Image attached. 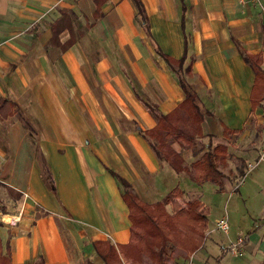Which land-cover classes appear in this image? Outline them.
<instances>
[{
    "label": "crops",
    "instance_id": "crops-1",
    "mask_svg": "<svg viewBox=\"0 0 264 264\" xmlns=\"http://www.w3.org/2000/svg\"><path fill=\"white\" fill-rule=\"evenodd\" d=\"M141 1L148 30L132 0H0V97L15 103L13 115L0 121V239L10 246L11 264H104L93 242L127 243L128 207L107 168L147 203L175 186L182 195L191 186L207 205L200 190L206 183L160 162L140 132L156 124L146 103L166 114L184 98L157 51L174 58L185 53L183 67L192 71L186 80L198 79L210 91L194 88L208 113L204 136L196 139L203 147L220 129L224 135V125L241 131L252 118L264 132V100L250 112L254 73L235 44L261 52L264 69V0ZM80 20L90 23L83 32L75 28ZM22 109L29 125L18 116ZM171 145L183 156L195 154V143ZM263 150L264 134L240 156L247 187L264 203ZM228 184L224 177L221 187L213 185L225 192ZM60 213L71 222H52ZM234 242L211 238L221 248L216 264H263L264 241L256 231L244 256H230ZM209 244L187 264H215Z\"/></svg>",
    "mask_w": 264,
    "mask_h": 264
},
{
    "label": "trees",
    "instance_id": "trees-1",
    "mask_svg": "<svg viewBox=\"0 0 264 264\" xmlns=\"http://www.w3.org/2000/svg\"><path fill=\"white\" fill-rule=\"evenodd\" d=\"M132 1L136 8V19L148 30V19L142 1ZM98 9L99 5L96 11ZM235 44L242 59L254 73L249 95L250 112H254L264 100L262 55L261 52L248 53L237 40ZM262 45L264 46V34ZM157 53L177 75L184 98L166 114L157 113L155 110L153 112L152 106L146 103L156 119V124L140 132L160 162L165 161L177 173L187 171L198 183H213L221 187L225 177L222 169L228 166L226 145L209 143L201 155L188 165L185 163L183 150H175L171 145L172 141L196 144V139L204 136L201 124L208 113L202 111L197 93L184 76H192L191 66L183 67L185 53L180 58L160 51ZM14 108L13 101L0 97V121L13 115ZM21 120L29 125L27 118ZM239 132L240 129L223 126L224 136ZM107 170L116 180L121 197L128 207L130 237L127 243L121 245H114L109 239L93 242V248L104 264H171L178 259L188 260L202 247L208 230L209 213V207L204 202L193 199L180 204L178 198L182 196V190L175 186L161 200L147 203L139 198L125 178L109 168ZM253 232L254 230L249 231L243 237L244 244ZM0 264H11L10 246L6 244L4 248L1 239Z\"/></svg>",
    "mask_w": 264,
    "mask_h": 264
},
{
    "label": "rangeland",
    "instance_id": "rangeland-1",
    "mask_svg": "<svg viewBox=\"0 0 264 264\" xmlns=\"http://www.w3.org/2000/svg\"><path fill=\"white\" fill-rule=\"evenodd\" d=\"M261 1V0H260ZM258 1L257 3H260ZM88 5V4H87ZM86 5V11L89 12L94 8V5L90 6ZM88 22H94L96 18H88L86 19ZM82 20L77 21L75 23V28L77 31H84L89 24L85 25ZM185 76V75H184ZM186 78V77H185ZM189 85L194 88H201L203 94H209L210 91L206 90L205 87H202L200 81L198 79L187 80ZM214 87V86H213ZM215 90V88H214ZM20 119L27 118L24 110H21V114L18 115ZM263 117V115H260ZM261 124V123H260ZM260 124H257V119L252 118L249 121V124L244 126L242 130L233 135V133H228V135L222 136V129L219 130L220 134L215 138L213 137L210 140V143L216 144H226L228 149V166L222 169V172L226 179H229L228 189L227 191H219L216 186L212 183H206L204 188L200 189L203 195L204 201L209 206L208 213V230L207 232H211L205 237L204 244L208 246L211 238L222 240L224 243L222 245H226L231 241H236L237 237L243 232V229L248 231H256L258 236L264 241V203L262 202V197H258L260 199V204L257 200L256 190H252L247 187L249 178L246 180V176L243 177V173H245L247 169L246 160H242L240 150L253 147V145L258 144L260 139L263 137V130L260 127ZM175 142V141H172ZM182 142V141H180ZM227 143L229 145H227ZM238 145L237 149L232 145ZM182 145L185 147L186 143L182 142ZM176 149H180L178 145H175ZM235 148V149H234ZM205 147L202 146L200 141L196 140V145L193 147V152H195L194 156L190 158L189 153L184 155L186 161V165H188L191 160L199 157L201 153L204 151ZM255 150H259L255 148ZM260 155H258L259 157ZM262 156H264V150L262 152ZM248 172V171H247ZM184 173V172H183ZM186 175V173H185ZM246 180V182H245ZM245 182V184H244ZM227 183V182H226ZM237 184L238 189L234 187V184ZM257 189V187L253 186ZM188 192L183 194L180 198H178V202L180 204H185L189 200L198 199L200 195L197 193L196 189L191 188V186L187 189ZM258 190V189H257ZM231 192V194H230ZM241 193V194H240ZM263 206V211L260 209ZM168 210H170V206H167ZM39 215V214H38ZM227 217L229 223L228 234H224L216 229H213L215 226V222L221 217ZM63 217V219H61ZM52 222H71L69 217L65 213H60V220L53 218ZM99 234H101L99 232ZM241 236V235H240ZM244 237V236H242ZM210 251V261L215 262V255L221 253V248L216 247V245L209 244ZM231 254V253H230ZM244 255L246 252L244 251ZM256 254V253H255ZM254 254V255H255ZM242 255V256H244ZM231 257L233 254L230 255ZM260 256V255H259ZM239 256H236L238 258ZM262 258V257H261ZM259 258V260H261ZM187 260H175V262L171 264H187ZM36 264H39V260L36 261ZM214 264V263H212ZM264 264V260H263Z\"/></svg>",
    "mask_w": 264,
    "mask_h": 264
},
{
    "label": "built area",
    "instance_id": "built-area-1",
    "mask_svg": "<svg viewBox=\"0 0 264 264\" xmlns=\"http://www.w3.org/2000/svg\"><path fill=\"white\" fill-rule=\"evenodd\" d=\"M243 1V0H242ZM252 2H258L260 0H250ZM264 156H260V158L262 159ZM214 229L227 234L228 233V229H229V223H228V219L227 217L223 216L221 218H219L216 222H215V226ZM244 250V238L238 237L236 239V241L234 243L231 244L229 251L231 254L233 255H242Z\"/></svg>",
    "mask_w": 264,
    "mask_h": 264
}]
</instances>
